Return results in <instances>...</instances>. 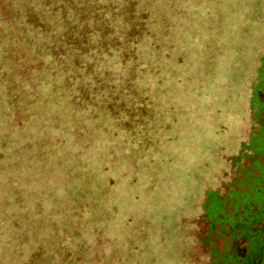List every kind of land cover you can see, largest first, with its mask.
Returning a JSON list of instances; mask_svg holds the SVG:
<instances>
[{"label":"rangeland","instance_id":"rangeland-1","mask_svg":"<svg viewBox=\"0 0 264 264\" xmlns=\"http://www.w3.org/2000/svg\"><path fill=\"white\" fill-rule=\"evenodd\" d=\"M25 1L0 0V14L12 23ZM154 2L150 36L131 21L145 6H128L136 44L113 50L112 73L88 65L76 92L44 95L34 51L1 29L0 264H218L233 251L211 205L252 166L264 0Z\"/></svg>","mask_w":264,"mask_h":264},{"label":"trees","instance_id":"trees-1","mask_svg":"<svg viewBox=\"0 0 264 264\" xmlns=\"http://www.w3.org/2000/svg\"><path fill=\"white\" fill-rule=\"evenodd\" d=\"M174 1L167 0L166 5L174 3ZM209 1L211 2V0ZM25 2L26 7L19 12L20 15L18 18L15 17L12 23L7 21V17L0 14V36L6 37V33L4 34L1 30L4 27L6 32L7 29L10 30V39L12 35L16 39L27 41L28 46L32 48L36 59L41 64L42 70H36L31 82H34L38 87L39 84L44 85L42 89L45 91L44 95L50 93L51 90L58 91L57 84L67 86L74 92L79 89V86L89 87L87 84L92 77V71L88 72V65L94 67L95 72L112 73L114 66L119 63L117 53L113 50H120L122 53L127 47L130 48L136 44L135 38L128 34L130 32V21L128 20L131 15L126 17V23L123 20L128 6H133L134 10L136 7L138 9L142 5L145 6V10H142L143 15H146L145 18L140 16L141 14L133 13L131 19L133 23L136 22V29H139V25H141V31L144 32L142 39L148 38L150 34L147 31L152 30L151 24L147 26L150 18L148 4L151 2L150 5L153 6L154 0H26ZM146 5L149 7L147 8ZM205 12L206 9L201 10L202 14ZM137 21L141 23L138 25ZM80 36L84 42L77 44V37ZM72 37L74 40L70 43ZM111 40L115 41L114 48L108 45ZM55 41H58L59 44L57 45ZM0 45V65H2V54L6 49L1 43ZM101 47L104 49L99 53ZM84 60H87L85 64L87 66L81 69L78 65ZM56 64H59L58 68L54 67ZM59 71L63 73L64 77L58 80ZM69 74L76 76L77 82L82 81V83L73 86L66 79ZM47 77L52 79L47 80ZM5 87L4 84H0V94L3 90L5 91ZM35 104H38V100H35ZM63 105V103L58 104L57 109L69 115L77 112L71 108L72 105L79 110L82 108L79 103L71 104L66 109L63 108ZM83 113L87 114L86 111ZM83 120H85V125L92 121L85 117ZM102 129L101 131H103ZM37 202L39 203V201ZM210 216L217 220L216 214ZM92 219L94 217L91 214L89 224H92ZM94 220L97 221L96 218ZM64 226H69L68 221ZM92 231L94 232L93 229ZM226 232L229 231L226 230Z\"/></svg>","mask_w":264,"mask_h":264},{"label":"flooded vegetation","instance_id":"flooded-vegetation-1","mask_svg":"<svg viewBox=\"0 0 264 264\" xmlns=\"http://www.w3.org/2000/svg\"><path fill=\"white\" fill-rule=\"evenodd\" d=\"M261 66L250 98L255 128L247 146L252 166L239 175L237 186L229 194L230 202L219 196L211 205L213 211L226 212L217 217V236L234 245L233 251L218 252L220 264L224 259L225 264H264V58ZM224 232L229 234V242Z\"/></svg>","mask_w":264,"mask_h":264}]
</instances>
